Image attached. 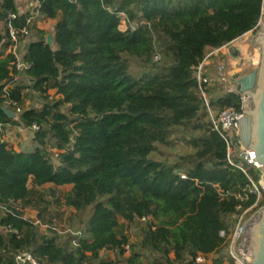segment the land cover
<instances>
[{
    "label": "trees",
    "instance_id": "1",
    "mask_svg": "<svg viewBox=\"0 0 264 264\" xmlns=\"http://www.w3.org/2000/svg\"><path fill=\"white\" fill-rule=\"evenodd\" d=\"M15 1L0 0V23L9 14L15 15L12 26L25 23ZM38 4L40 15L54 20L52 46L38 30L24 54L39 106L24 107L19 87L7 96L16 106L6 104V26L0 33V107L16 114L9 118L0 109V205L10 209L0 220L8 230L0 233V264H10L18 251H29L40 264H106L91 256L111 249L122 257L126 246L123 264H140L143 257L147 264H195L197 255L220 252L218 232L229 227L234 207L256 198L245 175L226 162L190 67L255 31L264 0ZM119 13L127 19L124 31ZM204 91L214 111L241 110L237 93L212 82ZM6 124L36 125L30 147L15 150L1 140ZM178 143L187 150L172 153ZM248 174L256 181L254 171ZM45 184L71 188L61 202L51 189H39ZM53 202L74 209L61 237L51 220L40 233L22 217L25 208L41 217ZM263 206L261 192L256 209ZM123 223L137 229L134 243Z\"/></svg>",
    "mask_w": 264,
    "mask_h": 264
},
{
    "label": "built area",
    "instance_id": "2",
    "mask_svg": "<svg viewBox=\"0 0 264 264\" xmlns=\"http://www.w3.org/2000/svg\"><path fill=\"white\" fill-rule=\"evenodd\" d=\"M22 4L27 10L25 13V23L21 26L15 27L11 24V19L15 18L14 14H9L4 22L0 23V33H4V27L8 29V40L3 57L8 58L7 66L9 69V80L3 89L5 102L7 105L16 106L15 102H12L9 95V90L15 87L20 88V95L23 100L24 95L31 92L34 95L39 93L33 88V81L27 75V70L30 65L24 60V54L28 44L35 40L37 31L40 30V25L42 22L47 20L40 15L38 11V0H21ZM264 9H262V17ZM120 16V29L125 30L127 28V19L123 13H119ZM260 22V20H259ZM258 22V23H259ZM132 27V26H131ZM258 27V24H257ZM253 30L249 31L252 32ZM247 32V33H249ZM227 47V46H226ZM208 53L201 61H198L195 65L190 67L192 74L196 80L200 98L207 111V116L212 126L214 132H216L222 139L225 145V158L229 166L239 170L245 175L249 182L248 191L250 194L254 195L255 202L244 207L242 204L238 203L234 207V212L230 216V225L227 229H222L218 232V236L222 239V249L220 252L213 253L209 256L197 255L194 262L195 264H207L208 262L219 261L222 258L225 264H251L249 245L251 243V234L249 232V227L256 221L258 213L261 208L256 209L257 203L261 200V192H263L261 184V171L260 165L252 160L253 151L243 147L238 138V128L239 121L242 117V110L238 111L234 108L224 109L222 112L214 111L210 107L208 97L204 91V85L212 82L217 85L220 89H225L226 84H228L226 91L235 92L234 85L226 80V72H224L223 65H217L215 68V73L213 75L207 76V67L211 64V56L222 49ZM158 56L155 55L153 60H157ZM233 88H231V87ZM236 93V92H235ZM238 94V93H237ZM239 95V94H238ZM240 96V95H239ZM244 98L243 95L240 96V100ZM23 102V101H22ZM23 104V103H22ZM21 107H16V111L20 112ZM3 135L6 133V127L3 126ZM17 132L23 133H33L38 129L36 125H31L30 127L17 126L15 127ZM3 130V129H2ZM183 147L178 148L179 152ZM250 171H254L256 175V181L253 180L248 174ZM183 178V176H181ZM264 193V192H263ZM237 199L240 202H244L247 199V194L238 195ZM13 207L20 210V203H14ZM10 209L0 205V220ZM23 217V216H22ZM24 218V217H23ZM142 221L145 219H141ZM8 230L3 227L0 223V233H6ZM10 264H40L39 261L34 258V256L29 251H18L12 254L10 259Z\"/></svg>",
    "mask_w": 264,
    "mask_h": 264
},
{
    "label": "rangeland",
    "instance_id": "3",
    "mask_svg": "<svg viewBox=\"0 0 264 264\" xmlns=\"http://www.w3.org/2000/svg\"><path fill=\"white\" fill-rule=\"evenodd\" d=\"M16 5H19L22 10H24V4H22L21 0H16ZM262 17L259 19L261 21ZM50 21L42 22L41 27L45 29L44 31L48 33L50 31L48 29V24H51ZM54 22V20H52ZM259 22V21H258ZM47 27V28H45ZM258 28V27H257ZM52 31V29H51ZM257 29L255 31L245 33L240 38L236 39L232 43L228 44L225 49H222L220 52H217L211 56V64L207 67V73L209 75H213L215 73V68L217 65H223L224 72H226V80L233 84V82L241 77L242 75L251 72L254 68L257 66L258 62V56H259V49L254 44L253 38L256 33ZM244 40V44L240 47L242 50L240 51V48L237 46V44L240 41ZM242 44V42H241ZM232 54V56H231ZM228 84H226L225 89H223L224 92L226 91ZM48 94L52 96L54 94V91L49 90ZM23 106L24 107H36L41 104V98L38 95H34L31 92H28L27 95H24L23 97ZM14 113V112H13ZM14 117H16V114H14ZM13 117V118H14ZM6 127V133L5 135L2 134L3 141H7L9 144H11L14 148L17 150L19 148H29L30 147V140H32L33 134L30 133H23L20 134L17 132L14 126H10L9 124L5 125ZM4 131V128L1 132ZM183 147V150H187V147L183 145L182 143H178L177 146H175L174 151L172 153L179 152L178 148ZM162 153H167L168 150L161 148ZM161 155H157V157H160ZM51 189L53 192L52 194L57 196V200L60 199V201H63V194L70 190V185H63V186H54L52 184H45L42 187H39V189ZM51 197L49 195L46 196V199H50ZM72 214H74V209L68 208L64 206L63 204H57L56 202H53L51 207L47 212H44L41 217L38 216V211L34 208H25L23 209V217L33 220L34 225L37 226L40 233H45L46 229L48 228L49 224L48 221L51 220L52 224L50 225L51 228L56 231L58 236H63L67 232L68 229L66 225V219L69 218ZM122 228L126 235H128V242L134 243L136 241L137 236V229L132 225L122 224ZM118 253L111 249H105L101 250L96 256H91V260L94 262L103 261L106 264H123L121 259L122 257H127L129 255V248L126 246L125 252L123 253L122 257L117 255ZM222 259V258H220ZM219 259V260H220ZM169 260L173 261V254H169ZM216 263L219 262L214 261ZM140 264H147L148 260L146 257H143ZM172 264H177L175 262H172Z\"/></svg>",
    "mask_w": 264,
    "mask_h": 264
},
{
    "label": "water",
    "instance_id": "4",
    "mask_svg": "<svg viewBox=\"0 0 264 264\" xmlns=\"http://www.w3.org/2000/svg\"><path fill=\"white\" fill-rule=\"evenodd\" d=\"M52 41V34L49 33L45 43L51 47ZM253 41L259 49L256 68L237 78L233 82L234 89L230 87L240 96H244L241 102L242 117L239 121L238 138L243 147L253 151L251 159L260 165L264 192V12ZM0 109L7 117H14V113L5 106ZM248 230L251 234V264H264V206Z\"/></svg>",
    "mask_w": 264,
    "mask_h": 264
},
{
    "label": "crops",
    "instance_id": "5",
    "mask_svg": "<svg viewBox=\"0 0 264 264\" xmlns=\"http://www.w3.org/2000/svg\"><path fill=\"white\" fill-rule=\"evenodd\" d=\"M15 3H17L16 1H15ZM18 4V3H17ZM17 6V10H18V13L19 14H21V13H27V10H26V8L24 7V10H22L21 8H20V6L19 5H16ZM50 22H51V24H48V29L47 30H49L50 29V31L48 32V33H46V36L49 34V33H51L52 34V31H51V29H52V27H53V24H54V22H52V20H49ZM49 22V23H50ZM40 28V30H45V29H43L41 26L39 27ZM45 28H47V27H45ZM231 56H232V54H231ZM14 148V147H13ZM15 150H16V148H14ZM71 186V185H70ZM219 260V259H218ZM221 260V264H225V261L223 260V259H220ZM219 260V261H220ZM207 264H215V262L213 261V263L212 262H208Z\"/></svg>",
    "mask_w": 264,
    "mask_h": 264
},
{
    "label": "bare ground",
    "instance_id": "6",
    "mask_svg": "<svg viewBox=\"0 0 264 264\" xmlns=\"http://www.w3.org/2000/svg\"><path fill=\"white\" fill-rule=\"evenodd\" d=\"M241 42H242V44H241ZM244 44V40L243 41H240L238 44H237V46L240 48L242 45ZM242 50V48H240V51Z\"/></svg>",
    "mask_w": 264,
    "mask_h": 264
}]
</instances>
